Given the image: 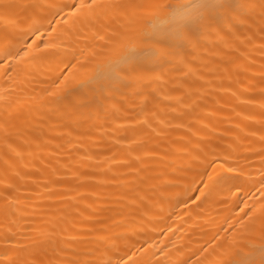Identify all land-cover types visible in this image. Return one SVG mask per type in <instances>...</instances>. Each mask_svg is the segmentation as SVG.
<instances>
[{
    "label": "bare ground",
    "instance_id": "obj_1",
    "mask_svg": "<svg viewBox=\"0 0 264 264\" xmlns=\"http://www.w3.org/2000/svg\"><path fill=\"white\" fill-rule=\"evenodd\" d=\"M137 2L49 25L48 0H0L28 53L0 61V259L72 264L120 236L129 264H215L220 238L264 203L260 0L118 82L107 62L145 27Z\"/></svg>",
    "mask_w": 264,
    "mask_h": 264
},
{
    "label": "snow or ice",
    "instance_id": "obj_2",
    "mask_svg": "<svg viewBox=\"0 0 264 264\" xmlns=\"http://www.w3.org/2000/svg\"><path fill=\"white\" fill-rule=\"evenodd\" d=\"M51 16L33 17V24H38L40 19L59 24L61 20L67 23L65 16L76 18L87 16L98 8L108 7L103 0H73L66 3L64 0H48L42 6ZM135 9L134 19L142 21L145 27L134 30L123 37L124 51L115 59L109 58L107 64L118 82L126 81L140 74L146 63H158L172 56L178 49L192 45L197 37L221 26L231 29L240 16L256 7L249 0H138L130 5ZM260 18L264 22V0H260ZM65 9L68 11L65 12ZM64 15H61V14ZM59 17V19H57ZM0 24L5 26L0 32V61L9 64L11 61L27 55V51L16 47L17 37L8 28H16V20L7 12L0 14ZM55 31V29H53ZM264 32V28L261 29ZM39 33V28H35ZM48 47V45H45ZM94 56L95 53L93 52ZM67 79V78H65ZM63 95V92L60 93ZM264 128V121H261ZM7 143V139L4 140ZM264 144V135L261 136ZM261 160L264 164V147L261 148ZM229 172L242 171L228 169ZM236 179L238 177H230ZM259 189L264 195V168L260 173ZM223 243L217 246L220 255L215 264H264V203L259 206V211L251 209L245 213L238 227L227 239L220 238ZM103 247L99 249L100 255L91 259L73 261L72 264H129L136 252L132 251L135 245H129L126 238L120 236H103L99 241ZM122 248L127 249L122 252ZM137 251L146 252V247ZM0 264H29L13 258L9 253H4ZM47 264H54L48 261Z\"/></svg>",
    "mask_w": 264,
    "mask_h": 264
}]
</instances>
